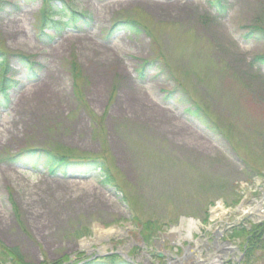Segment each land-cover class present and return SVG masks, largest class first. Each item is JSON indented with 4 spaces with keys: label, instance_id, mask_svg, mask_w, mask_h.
Here are the masks:
<instances>
[{
    "label": "rangeland",
    "instance_id": "obj_1",
    "mask_svg": "<svg viewBox=\"0 0 264 264\" xmlns=\"http://www.w3.org/2000/svg\"><path fill=\"white\" fill-rule=\"evenodd\" d=\"M0 1V53L10 55L14 83L6 108L0 103V239L7 247L30 264L112 253L170 264L183 258L182 247L212 245L222 231L219 240L238 252L194 254L264 264V248L251 261L246 255L264 222V212L251 211L264 195V67L256 62L264 35L246 38L264 30V0H222V15L210 0H77L90 24L52 40L35 28L42 3ZM128 20L150 35H134L122 24ZM184 100L206 112L193 117ZM28 149L98 160L117 187H102L100 172L68 178L11 161ZM183 219L199 223L191 243Z\"/></svg>",
    "mask_w": 264,
    "mask_h": 264
},
{
    "label": "trees",
    "instance_id": "obj_2",
    "mask_svg": "<svg viewBox=\"0 0 264 264\" xmlns=\"http://www.w3.org/2000/svg\"><path fill=\"white\" fill-rule=\"evenodd\" d=\"M28 2H37L41 1L43 3L42 10L40 12V18L39 21L42 24V27L44 29H54L56 33L60 34L64 29L68 28L71 23H77L80 21L81 14H75V9L72 10L71 16H69V20L67 22H56L54 20L53 14V7L52 3L53 0H26ZM209 4L216 9V11H223L225 9L222 0H210ZM66 10H62V14L65 13ZM59 13V15H61ZM63 19V18H62ZM125 23V24H124ZM122 24L126 25V27L129 29L130 32H132L134 35H142L144 32L145 34H148V30L145 28L144 25H142L140 22L135 20H128L125 22H122ZM262 34L264 35V30L257 28H254L249 35H246V38L252 37L253 34ZM150 35V33H149ZM26 63L23 65L27 68H32L30 64L32 65L29 58L22 57ZM256 62L264 67V57H258L256 59ZM5 63V61H4ZM147 63H144V65ZM5 64H2V67H4ZM142 72H145L144 69L141 70ZM74 72V70H73ZM74 93L78 100L82 99V96L80 95L79 87H77V79L78 75L76 72H74ZM5 79H1L0 81V97L4 95V99L2 100V105L6 106L8 103V97L6 95L7 88L5 87L4 83ZM192 101V100H190ZM81 102V101H79ZM185 104H188L186 100H184ZM188 112L194 115H198V113L206 112L203 109H200L199 112H193L188 109ZM12 162L21 163L23 161H26L27 164H33V167L38 166L39 164H43L45 167H47L51 172H58L63 175L68 174H80V175H88L93 172L101 171L102 174L105 175L104 181L102 182V185H112L115 186L114 179L112 175L109 173L108 167L105 164H102L98 160L94 159H86V158H80L71 160L70 157L66 155H62L53 151L49 150H26L23 151V153H20L17 156L10 157ZM251 236V235H250ZM251 244L248 245L247 248V257L249 261H251V258L255 254L256 250H260L264 248V225L259 226L255 229L254 232H252V236L250 238ZM260 248L258 249V247ZM248 260L246 262H249ZM0 264H30L26 262L25 258L23 257L22 253L19 251L18 248H9L7 247L0 239ZM41 264H50L47 263H41ZM57 264V263H53ZM71 264H128L127 262L123 261L120 256L118 255H112L110 257L102 258V259H96L92 261H82L80 263H71Z\"/></svg>",
    "mask_w": 264,
    "mask_h": 264
},
{
    "label": "bare ground",
    "instance_id": "obj_3",
    "mask_svg": "<svg viewBox=\"0 0 264 264\" xmlns=\"http://www.w3.org/2000/svg\"><path fill=\"white\" fill-rule=\"evenodd\" d=\"M187 227H188V230H187L188 234L186 237L191 239L192 238V229H196V223L194 222V220L190 221ZM175 231H177V230H175ZM216 261H218V260H215L214 264H219V262H216Z\"/></svg>",
    "mask_w": 264,
    "mask_h": 264
}]
</instances>
